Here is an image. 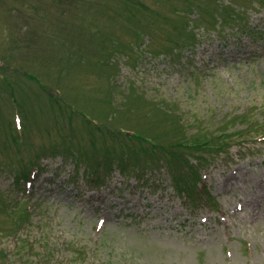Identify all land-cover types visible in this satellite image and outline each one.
I'll return each instance as SVG.
<instances>
[{
  "label": "rangeland",
  "instance_id": "rangeland-1",
  "mask_svg": "<svg viewBox=\"0 0 264 264\" xmlns=\"http://www.w3.org/2000/svg\"><path fill=\"white\" fill-rule=\"evenodd\" d=\"M0 196V264H264V0H0Z\"/></svg>",
  "mask_w": 264,
  "mask_h": 264
},
{
  "label": "trees",
  "instance_id": "trees-1",
  "mask_svg": "<svg viewBox=\"0 0 264 264\" xmlns=\"http://www.w3.org/2000/svg\"><path fill=\"white\" fill-rule=\"evenodd\" d=\"M242 121V119H240ZM127 136H130V138H134L137 141H141L142 136L139 134V132H133L132 131H127L125 133ZM262 137V136H259ZM146 139V138H145ZM216 137H202V138H194L195 143H191L188 142L190 141L188 138L185 139H181L177 142H169L167 144H157L154 145L155 143L151 144V149L152 151H154V153H152V157L155 155V151L159 150V153L164 157L165 160V164L168 165L169 170L172 169H176L177 167H181L183 168V166H186V169L191 170L190 174L192 175L193 179L191 180V182L189 183V180L183 182V184L180 185V181L178 176L173 175V179L175 184H177V189L179 191H185L186 193V197L190 200L193 201V199L195 198V191H194V187H195V183L197 179H199L198 174H196L195 169H193L191 166L188 167L189 165V160L185 158V153L186 152H200L202 149L204 148H210L211 150L215 149V150H223L224 146L226 145V143H223L222 145L218 146V142L217 140H215ZM167 146V147H164ZM107 151V150H105ZM147 151V149L145 150ZM185 152V153H184ZM112 153V152H111ZM122 154V151H121ZM105 158H102V165L103 168L107 169L106 172H108V169L112 168L113 163L112 158L107 156V153L105 152ZM199 158V157H198ZM202 158H199V161H201ZM87 161V160H86ZM123 163L125 164L124 166H128V164H126L124 162V160L119 161V163H117L118 166H120L122 168ZM98 164V163H97ZM100 164V163H99ZM91 168V167H89ZM120 168V169H121ZM31 169V170H30ZM29 169V173L28 175H25L21 172V174L17 175V179H21L22 181L26 183H29L32 179L31 173H33V168ZM91 172L95 173L97 175L96 181H102V176L100 175V173L98 174L97 171L92 170ZM17 180V183H18ZM94 180V179H93ZM197 191V189H196ZM198 192V191H197ZM205 192V191H204ZM212 200V199H211ZM0 203L4 204V208L3 209H7L8 212H11L13 209H20L19 213L17 215L19 220L17 222V224L19 225V227L21 226L22 222H24L25 220H29V218L34 214V210H32V206L30 203H21L19 202L17 199L13 200L9 205H7L6 203L8 202H4L0 196ZM18 204L21 205V208L18 207ZM41 207V206H40Z\"/></svg>",
  "mask_w": 264,
  "mask_h": 264
}]
</instances>
